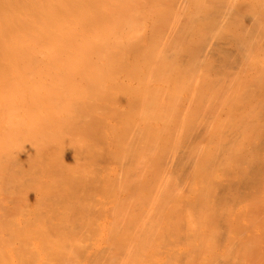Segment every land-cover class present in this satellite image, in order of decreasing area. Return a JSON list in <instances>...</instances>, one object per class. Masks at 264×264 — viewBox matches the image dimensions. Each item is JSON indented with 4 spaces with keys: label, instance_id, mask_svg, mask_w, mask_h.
Listing matches in <instances>:
<instances>
[{
    "label": "bare ground",
    "instance_id": "bare-ground-1",
    "mask_svg": "<svg viewBox=\"0 0 264 264\" xmlns=\"http://www.w3.org/2000/svg\"><path fill=\"white\" fill-rule=\"evenodd\" d=\"M167 3L0 0V264H264V22Z\"/></svg>",
    "mask_w": 264,
    "mask_h": 264
},
{
    "label": "rangeland",
    "instance_id": "rangeland-1",
    "mask_svg": "<svg viewBox=\"0 0 264 264\" xmlns=\"http://www.w3.org/2000/svg\"><path fill=\"white\" fill-rule=\"evenodd\" d=\"M166 1L168 2L167 4H165L166 6H167L168 4H170L169 6L173 5V7H174V5L176 4L175 6H177V8H176V7L173 8L172 6H171V7H172L173 11L176 10V11H179V12H178L179 14L181 13V14H180V15H181V18H185V19H186V18H187V15H188L189 19H187V20H189V21H188L189 26H190V23H189V22H192L191 25L194 24L192 20H193L195 17H197V18H195V19H198V17H199L198 15H202V16H203V18L200 16V17H201L200 20L204 21V23H203L202 21H200L199 19L196 20V21L194 20V21L196 22V28H195V26L192 25V27H191L192 29L190 30V31H191V34H193V32H194L193 36L197 37V40H198V39H201V38H203V37L206 38L205 35H209V34H206V33L203 34V33H201V32H203V31H205V30H209L212 26H213V28H215V29H213V30H214L213 35H212V34L210 35V36H212V37H211L212 40L216 39L215 36H217V39L225 40L226 38L229 37L228 35L233 36V35H237V33H238V35H240L239 31L241 32V30H240V28H239L240 26H238L237 23H240V25L244 27V28L242 27L243 29H248L246 26H244V24H248V26H250L249 28H258V26H259V25L261 26V23L264 22V21H263L264 18H261L262 15H263L262 17H264V12H263V11H264V5H263V4H264V3H263L264 0H257V1H256V0H253V1H252V0H240V1L237 0V2L234 0L235 3H234L233 0H227V1H226V0H222V1H221V0H217V2L220 1V2L224 3V4H222L223 6H224L225 4H228V5H225L224 8H225L226 6H227V7H230V10H227V11H226V9H225V11H224V9H223V8H220V7H219V8H218V7L216 8V9H218L217 11L211 8L212 10L216 11L217 14L220 13V12L218 13V11L220 10V11H221L220 14H221L222 17H224L223 15H226V14H227L228 16H229V14H231V16H232L233 13H234L233 10L235 9V11H236V9H237V10L239 9V10H238L239 12L237 11V13L240 14V17L243 16V20H242L240 17H238V16H239L238 14H237L238 16L233 15V18L235 17L233 21L231 20V19H232L231 16H229V17L225 16L223 19H224L227 23L223 22V23H224V24H223L222 21H224V20H221V23H220V24L217 22L218 25L220 26V29L222 28V30H223V28L226 26V24L230 25L229 27H230V30L232 29V30H231L232 33L226 31V30H227L226 27H228V25L225 27V30L222 31V30L219 29V26H217V24H215V25H216V26H215L214 24L210 23V22H212V20H210L209 17H211L210 12H212V10L210 9V10L208 11V9H207L208 7H204V5H206L205 0H203V1L205 2L204 5H203V2H198V1H200V0H196V1L198 2L197 4H196V1H195V0H182L183 2L177 0L178 3L176 2V0H173L172 2H171V0H169V1L166 0ZM185 1H187V2H185ZM201 1H202V0H201ZM206 1H207V0H206ZM211 1H212V0H211ZM211 1H210V3H211ZM214 1H215V0H214ZM223 1L228 2V3H225V2H223ZM173 2H176V3H175V4H172ZM212 2H213V1H212ZM254 2H255V3H254ZM181 3H182V4H181ZM199 3H200V4L202 3V4L200 5ZM208 3H209V2H208ZM218 3H219V2H218ZM218 3H216V2L214 3V2H213L212 4H213V6H214V4H217V5H218ZM178 4H179L180 6L182 5V8L179 7ZM185 4H186L187 8L185 7ZM193 4H194L195 6H194ZM198 4H199V6H197ZM219 4H220L219 6H221V3H219ZM239 4H240V5H239ZM242 4H243L244 6H243ZM188 5H189V6H188ZM247 5H250V7L253 8V12H252V10L250 9V7L247 6ZM256 5H257V6H256ZM206 6H208V5H206ZM209 6H210V4H209ZM232 6H233V7H232ZM240 6H241V7H240ZM242 6L244 7V10H241V11H240L241 8L243 9ZM188 7H189V8H188ZM197 7H198V8H197ZM201 7H204V8H201ZM210 7H212V5H211ZM214 7H216V6H214ZM227 7H226V8H227ZM246 7H248L251 11L249 10V11H250V12H249L248 9H247ZM260 7H262L263 9H262V8L260 9ZM168 8H170V7H168ZM179 8H180V9H179ZM185 8H186V9H185ZM231 8H234V9H232V11H231ZM170 9H171V8H170ZM181 9H183L185 12L183 13V10L181 11ZM196 9H198V10H196ZM199 9H203V10H199ZM227 9H228V8H227ZM259 9H260V10H259ZM187 10H188V11H187ZM222 10H223V11H222ZM195 11H196V12H195ZM214 11H213V15H214ZM246 11H248V12L246 13ZM254 11H255V12H258L260 15H259L258 13H255ZM197 12H198V13H197ZM205 12H206V13L208 12L207 14H209V15H208L209 17H207V14H206ZM222 12H223V13H222ZM229 12H232V13H229ZM200 13H202V14H200ZM203 13L206 14L205 17H204V15H203ZM241 13H242V15H241ZM244 13H245V14H244ZM222 14H223V15H222ZM234 14H236V13H234ZM246 14H247V15H246ZM254 14H255V15L257 14V15L260 16L259 19H257V20H259V21H257L256 24H255V22H252L253 19H255V18L258 17L257 15H256L257 17H255ZM190 15H191V16H190ZM244 15H245V17H246V16H247V17L251 16V17H249V18H252V17H254V18H252L250 22L248 21V22L246 23V20H245V19H246L247 17L244 19ZM214 16H215V15H214ZM193 17H194V18H193ZM190 18H192V20H191ZM208 18H209V20H208ZM212 18H214V17H212ZM230 18H231V19H230ZM236 18H237V19H236ZM249 18H247V19H249ZM205 19L208 20V23H209V24L207 23V21H206ZM179 20H180V19H179ZM249 20H250V19H249ZM180 21H181V20H180ZM199 21H200V22H199ZM219 21H220V20H219ZM236 21H238V22L236 23ZM244 21H245V22H244ZM254 21H256V19H255ZM260 21H261V22H260ZM197 23H198L200 26L197 25ZM205 23H206V25H208V27L205 25ZM214 23H215V22H214ZM229 23H230V24H229ZM235 23H236L237 25H236ZM249 23H252V24H249ZM257 23H258V24H257ZM203 24H204V25H203ZM231 24H234V25L238 26V28H237L236 26H234V25L231 26ZM253 24H255V25H253ZM201 25H202V26H201ZM210 25H211V27H210ZM224 25H225V26H224ZM187 26H188V25H187ZM203 26L206 27V29H204ZM223 26H224V27H223ZM229 27H228V29H229ZM194 28H195V29H194ZM200 28H201V29H200ZM217 28H218L219 30H217ZM193 29H194V30H193ZM197 29H199V30L197 31ZM211 29H212V28H211ZM243 29H242V30H243ZM195 30H196V31H195ZM200 30H203V31H200ZM233 30H234V31H233ZM199 31H200V33H201V35H202L203 37H202V36L200 37V33H199ZM218 31H219V32H218ZM205 32H207V31H205ZM227 32H228V33H227ZM198 33H199V34H198ZM243 33H244V35L241 34L242 37H248V36H249V34H248L249 32H248V33L246 32L248 35H247V34L245 35V32H243ZM191 34H190V35H191ZM225 34H226V35H225ZM222 35H223V36L225 35V37H223ZM210 36L207 37V40H205V39L203 38V41H202L203 44L205 43V41H207V43H208V41H209L208 38L210 39ZM218 36H219V37H218ZM220 36H221V37H220ZM227 36H228V37H227ZM224 38H225V39H224ZM229 38H231V37H229ZM204 40H205V41H204ZM228 42H229V41H228ZM200 44H201V41H200ZM245 62H246V61H245ZM245 62L243 61V62L240 63V65H243V66H241V68H242V67H243V68H246L247 64H246ZM243 63H244V64H243ZM245 64H246V65H245ZM213 94H215V93H213ZM248 101H249V100H248Z\"/></svg>",
    "mask_w": 264,
    "mask_h": 264
}]
</instances>
